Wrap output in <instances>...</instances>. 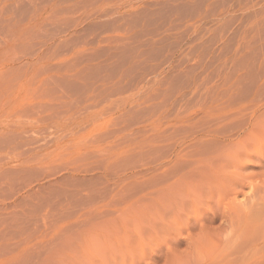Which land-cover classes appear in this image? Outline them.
Returning a JSON list of instances; mask_svg holds the SVG:
<instances>
[{"label": "rangeland", "instance_id": "1", "mask_svg": "<svg viewBox=\"0 0 264 264\" xmlns=\"http://www.w3.org/2000/svg\"><path fill=\"white\" fill-rule=\"evenodd\" d=\"M5 1L0 264H264V0Z\"/></svg>", "mask_w": 264, "mask_h": 264}, {"label": "bare ground", "instance_id": "2", "mask_svg": "<svg viewBox=\"0 0 264 264\" xmlns=\"http://www.w3.org/2000/svg\"><path fill=\"white\" fill-rule=\"evenodd\" d=\"M24 1V0H23ZM31 1V0H30ZM29 1V2H30ZM5 0H0V9L2 10L3 12V9L2 7L4 6L3 4H5ZM17 2L20 3V0ZM22 2V0H21ZM33 2V1H32ZM10 4V3H8ZM7 4V5H8ZM36 4V3H35ZM3 5V6H2ZM33 6V5H32ZM7 7H5L6 9ZM36 8V7H35ZM34 9V8H33ZM36 11L38 9H35ZM8 13V12H7ZM35 13V12H33ZM32 13V14H33ZM1 16V14H0ZM45 17V16H44ZM27 19V18H25ZM31 19V18H29ZM28 19V20H29ZM40 19V18H39ZM32 20V19H31ZM2 23L4 21V25L1 23L0 24V33H2V27L5 26V20L1 19L0 20ZM42 21V20H41ZM30 22V21H29ZM19 23V22H18ZM40 23V22H39ZM20 24V23H19ZM28 24V22H27ZM25 23V25H27ZM3 25V26H2ZM17 24H14L12 26H16ZM24 25V26H25ZM34 25V24H33ZM20 27V26H19ZM27 27V26H25ZM33 27V26H32ZM13 28V27H12ZM17 28V27H16ZM28 29V28H27ZM26 29V30H27ZM13 30V29H12ZM19 30V29H18ZM25 30V31H26ZM30 30V29H29ZM5 31V30H4ZM20 31V30H19ZM24 31V30H23ZM32 31V30H31ZM12 32V31H11ZM17 32V31H15ZM14 32V33H15ZM5 33V32H4ZM2 33V35L4 34ZM22 33V32H21ZM24 33V32H23ZM22 33V35H23ZM26 33V32H25ZM24 33V34H25ZM29 33V32H27ZM26 33V34H27ZM12 34V33H10ZM18 34H20L18 32ZM1 35V36H2ZM14 36L16 34H13ZM0 36V38H1ZM5 36V35H4ZM2 37L3 41H1V43L5 44L4 43V38L5 37ZM18 36V35H17ZM21 36V35H20ZM19 36V37H20ZM13 37V36H12ZM9 38H11V36H9ZM14 38V37H13ZM16 38V36H15ZM21 38V37H20ZM26 38V37H25ZM16 40V39H15ZM19 40V38H18ZM27 40V39H26ZM0 43V47L2 46ZM7 43V42H6ZM17 45V43H16ZM15 46V45H14ZM5 47V46H4ZM13 47V46H12ZM8 48V47H7ZM4 49V48H3ZM2 49V50H3ZM10 49V48H8ZM12 49V48H11ZM1 48H0V51H2ZM5 50V49H4ZM41 51V50H40ZM5 52V51H4ZM36 52V51H35ZM46 52V51H45ZM3 53V52H2ZM49 53V52H48ZM1 54V53H0ZM35 56V55H34ZM5 57V56H4ZM3 56H1V60ZM5 60V59H4ZM3 63L0 64V68L4 67L2 65ZM5 65V64H4ZM26 67V66H25ZM31 67V66H30ZM1 71V70H0ZM5 71V70H4ZM2 71V72H4ZM1 72V73H2ZM0 75L2 76V74L4 75V73H2ZM3 77V76H2ZM3 89V88H2ZM4 91V90H2ZM1 93V92H0ZM4 93V92H2ZM2 94H0V97L3 98L1 96ZM97 235V238L98 239H95V240H98L99 243H100V247L97 249V252H96V255H93L92 253V247H91V244H90V247H89V250L86 246H81L80 248H77V249H74L73 250V255L74 256H70L71 260L67 259L65 255H60L58 256L56 259H55V263H48V264H118V263H115L116 260L115 259H112L113 257L115 258H122V264H141V263H148L146 262V260H141L139 263H136V261L140 260V255H141V252L144 251V249H141V246H140V243H138L134 238H132L129 234H127L126 232L122 231L121 234H117L115 232H108V233H102V232H99L96 234ZM93 237V236H92ZM94 238V237H93ZM164 246H166V244L164 243ZM90 251V253H89ZM134 252L136 253V255L134 256ZM130 257V258H128ZM78 259V261H76ZM124 262V263H123Z\"/></svg>", "mask_w": 264, "mask_h": 264}]
</instances>
